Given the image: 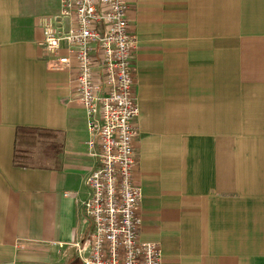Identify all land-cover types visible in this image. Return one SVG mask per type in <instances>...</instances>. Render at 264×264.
<instances>
[{"label": "crops", "instance_id": "obj_1", "mask_svg": "<svg viewBox=\"0 0 264 264\" xmlns=\"http://www.w3.org/2000/svg\"><path fill=\"white\" fill-rule=\"evenodd\" d=\"M128 3L141 241L164 264H264V0ZM60 7L0 0V264H62L55 248L81 263L92 232L98 164L76 71L42 46L40 19ZM18 128L45 132L34 150L60 139L53 164L15 166Z\"/></svg>", "mask_w": 264, "mask_h": 264}, {"label": "built area", "instance_id": "obj_2", "mask_svg": "<svg viewBox=\"0 0 264 264\" xmlns=\"http://www.w3.org/2000/svg\"><path fill=\"white\" fill-rule=\"evenodd\" d=\"M128 13V0H61L57 15L40 19L44 49L59 69L76 71L73 100L87 113L88 145L98 164L86 180L84 210L92 232L75 245L82 264H164L159 245L140 238L138 39Z\"/></svg>", "mask_w": 264, "mask_h": 264}, {"label": "trees", "instance_id": "obj_3", "mask_svg": "<svg viewBox=\"0 0 264 264\" xmlns=\"http://www.w3.org/2000/svg\"><path fill=\"white\" fill-rule=\"evenodd\" d=\"M45 132L38 129L18 128L16 133V148L14 164L18 167H28L33 148L38 146L39 139Z\"/></svg>", "mask_w": 264, "mask_h": 264}, {"label": "rangeland", "instance_id": "obj_4", "mask_svg": "<svg viewBox=\"0 0 264 264\" xmlns=\"http://www.w3.org/2000/svg\"><path fill=\"white\" fill-rule=\"evenodd\" d=\"M42 137H40L39 140H41ZM48 141V144H43L40 145L38 150H32V153L30 154L32 157V161L30 163L32 164H43V165H51L52 160L50 159L51 155H55L56 151L59 149L60 145V139H45V142ZM53 257H55V261L62 263V264H67L65 261V256L64 252L60 249L55 248L53 250ZM57 262V263H58Z\"/></svg>", "mask_w": 264, "mask_h": 264}, {"label": "flooded vegetation", "instance_id": "obj_5", "mask_svg": "<svg viewBox=\"0 0 264 264\" xmlns=\"http://www.w3.org/2000/svg\"><path fill=\"white\" fill-rule=\"evenodd\" d=\"M76 264H81L80 262H77Z\"/></svg>", "mask_w": 264, "mask_h": 264}]
</instances>
